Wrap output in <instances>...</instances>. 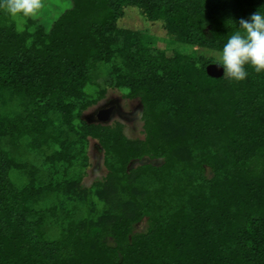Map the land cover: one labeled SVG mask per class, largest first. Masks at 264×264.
<instances>
[{"label":"trees","instance_id":"trees-1","mask_svg":"<svg viewBox=\"0 0 264 264\" xmlns=\"http://www.w3.org/2000/svg\"><path fill=\"white\" fill-rule=\"evenodd\" d=\"M70 2L46 32L0 11V264H264V74L212 78L179 48L222 50L264 0ZM127 7L165 48L117 27ZM99 65L139 100L143 139L81 118ZM89 139L106 175L83 189Z\"/></svg>","mask_w":264,"mask_h":264},{"label":"rangeland","instance_id":"rangeland-1","mask_svg":"<svg viewBox=\"0 0 264 264\" xmlns=\"http://www.w3.org/2000/svg\"><path fill=\"white\" fill-rule=\"evenodd\" d=\"M43 2L45 6L40 14L35 18H29L36 23L30 30L40 27L45 32L48 31L57 18L71 6L70 0H43ZM8 20L15 25L18 31H22L24 30L28 19L20 21L9 18ZM116 25L118 28L125 30L141 31L151 38L152 43H155L154 46L157 48L163 49L165 48V43H169L161 22L147 20L139 10L133 7H127L123 10ZM179 48L186 52L195 51L200 56H204L207 59H213L214 62L217 59L213 54L214 52L211 51L194 50V48L190 46ZM93 76L97 86H92L91 88L87 87V93L92 98H97V92L100 90H103L104 94L102 97L97 98L92 106L82 112L81 118L87 123L92 124L103 123L106 125H112L114 123H120L122 125L123 133L128 139H143V122L141 119V105L139 100L129 99L126 97L127 91L125 89L113 87L104 65L97 66ZM107 110L109 111L107 121H100L97 117L98 113ZM43 155V152H27L23 158L39 168H42ZM86 157V166L82 170L80 180V186L83 189L90 188L96 182L101 181L106 175V169L103 164V153L95 140L89 139L86 148ZM144 163H152V161L148 159L134 161L130 164V168H135ZM9 177L15 185L19 186L20 182H17V173L15 171H11ZM42 205L45 206L44 202L41 203V206ZM144 228L145 224L140 223L135 227V231H143Z\"/></svg>","mask_w":264,"mask_h":264},{"label":"clouds","instance_id":"clouds-1","mask_svg":"<svg viewBox=\"0 0 264 264\" xmlns=\"http://www.w3.org/2000/svg\"><path fill=\"white\" fill-rule=\"evenodd\" d=\"M43 0H0V11L13 20L37 17L44 8ZM231 30L222 50L214 52V64L224 69V77L233 82L248 78V69L264 74V6L248 19H240ZM199 67V65H197Z\"/></svg>","mask_w":264,"mask_h":264},{"label":"water","instance_id":"water-1","mask_svg":"<svg viewBox=\"0 0 264 264\" xmlns=\"http://www.w3.org/2000/svg\"><path fill=\"white\" fill-rule=\"evenodd\" d=\"M206 73L208 76L218 79V78H221L223 76L224 69L220 66L215 65V64H210L206 67ZM100 114L105 115V117H103V118L100 117L99 120L102 122H106L108 119L107 115L109 114V111L108 110L102 111V112H100Z\"/></svg>","mask_w":264,"mask_h":264},{"label":"flooded vegetation","instance_id":"flooded-vegetation-1","mask_svg":"<svg viewBox=\"0 0 264 264\" xmlns=\"http://www.w3.org/2000/svg\"><path fill=\"white\" fill-rule=\"evenodd\" d=\"M97 117H98V119L101 117V118H103V117H105V115H102V114H100V112L98 113V115H97ZM107 118H108V116H107Z\"/></svg>","mask_w":264,"mask_h":264}]
</instances>
